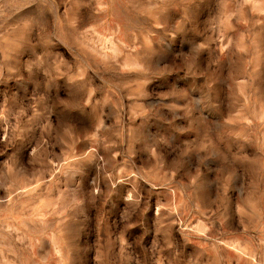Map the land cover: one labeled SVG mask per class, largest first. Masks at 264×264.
Returning <instances> with one entry per match:
<instances>
[{"label": "clouds", "instance_id": "clouds-1", "mask_svg": "<svg viewBox=\"0 0 264 264\" xmlns=\"http://www.w3.org/2000/svg\"><path fill=\"white\" fill-rule=\"evenodd\" d=\"M0 264H264V0H0Z\"/></svg>", "mask_w": 264, "mask_h": 264}]
</instances>
